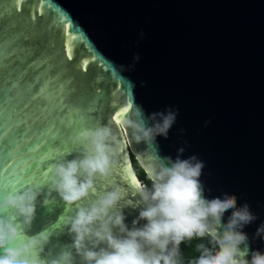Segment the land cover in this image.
I'll use <instances>...</instances> for the list:
<instances>
[{"label":"water","instance_id":"water-1","mask_svg":"<svg viewBox=\"0 0 264 264\" xmlns=\"http://www.w3.org/2000/svg\"><path fill=\"white\" fill-rule=\"evenodd\" d=\"M129 102L147 114L179 108L167 139L129 140L97 180L98 192L122 187L129 228L140 207L125 171L141 180L133 156L147 175L157 156L175 159L183 147L182 158L205 162L208 198L230 192L238 206L249 203L258 218L243 229L248 258L264 253V236L255 235L264 223V0H0V198L39 186L51 163L77 155L76 132L116 128L115 113ZM72 210L47 187L38 197L27 232L52 230L42 257L71 244L59 223Z\"/></svg>","mask_w":264,"mask_h":264},{"label":"clouds","instance_id":"clouds-1","mask_svg":"<svg viewBox=\"0 0 264 264\" xmlns=\"http://www.w3.org/2000/svg\"><path fill=\"white\" fill-rule=\"evenodd\" d=\"M140 59L135 54L127 70H134ZM178 115L179 108L172 106L147 114L142 105L131 103L124 117L115 122L116 128L97 123L76 132L74 158H66L72 151L66 153L51 163L50 175L39 186L10 191L0 198V264H182L181 244L194 239H206V243L197 246L199 255L188 264H264V253L259 250L251 251L248 258L249 237L243 231L257 214L247 202L238 206L237 195L230 192L208 198L201 180L205 162L195 154L182 158L183 147L175 159L156 157L147 173L149 182L132 174L130 184L140 207L131 228L125 223L123 208L130 202L122 187L112 185L111 190L98 192V178L112 173L129 140L151 146L158 136L167 139ZM210 123L205 121V126ZM45 187L49 195L56 192L73 209L59 223L72 242L55 256L48 252L42 257L52 230L45 228L34 235L27 230L36 218L38 197ZM9 209L14 214H3ZM228 210L231 215L224 222ZM141 220L146 222L140 225ZM255 235L264 236V223Z\"/></svg>","mask_w":264,"mask_h":264},{"label":"trees","instance_id":"trees-1","mask_svg":"<svg viewBox=\"0 0 264 264\" xmlns=\"http://www.w3.org/2000/svg\"><path fill=\"white\" fill-rule=\"evenodd\" d=\"M133 163L141 181L149 182L147 175L142 170L141 166L138 164L134 156H133ZM201 243H206V239L205 240L194 239L192 241H186L181 244L182 264H188L189 261L194 260L196 257H198L199 252L197 250V246Z\"/></svg>","mask_w":264,"mask_h":264},{"label":"snow or ice","instance_id":"snow-or-ice-1","mask_svg":"<svg viewBox=\"0 0 264 264\" xmlns=\"http://www.w3.org/2000/svg\"><path fill=\"white\" fill-rule=\"evenodd\" d=\"M17 2H19V0H17ZM130 106H131V102H129V103L127 104V106H123V107H121L120 110H119L118 112L115 113V116H114V118H113V119H114V123L120 121V120L124 117V115H125V108H128V107H130ZM67 111H68L67 108H65L63 111H61V113H60L61 117H63V116H64V113L67 112ZM96 114H97V113H90V115L93 116V117L96 116ZM74 127H75V124H72V125L68 128L67 133H66V136L71 134L72 129H73ZM61 130L63 131V129H61ZM49 155H52V154L50 153ZM56 155H61V153H56ZM50 171H51V169H50ZM127 171H128V177L134 179V177L132 176V172H131L130 167L127 169Z\"/></svg>","mask_w":264,"mask_h":264}]
</instances>
